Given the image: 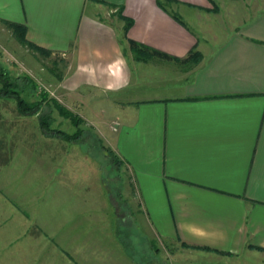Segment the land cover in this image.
<instances>
[{
	"label": "crops",
	"instance_id": "obj_1",
	"mask_svg": "<svg viewBox=\"0 0 264 264\" xmlns=\"http://www.w3.org/2000/svg\"><path fill=\"white\" fill-rule=\"evenodd\" d=\"M6 21L66 60L154 238L182 264H264V0H0ZM130 39L201 58L138 59Z\"/></svg>",
	"mask_w": 264,
	"mask_h": 264
},
{
	"label": "rangeland",
	"instance_id": "obj_2",
	"mask_svg": "<svg viewBox=\"0 0 264 264\" xmlns=\"http://www.w3.org/2000/svg\"><path fill=\"white\" fill-rule=\"evenodd\" d=\"M8 28L0 35V264H117L123 251L132 264H182L181 246L143 222L98 111L84 107L83 94L69 97L66 60ZM5 80L37 111L22 114ZM42 120L66 135L46 132ZM85 192L104 201L102 220Z\"/></svg>",
	"mask_w": 264,
	"mask_h": 264
},
{
	"label": "trees",
	"instance_id": "obj_3",
	"mask_svg": "<svg viewBox=\"0 0 264 264\" xmlns=\"http://www.w3.org/2000/svg\"><path fill=\"white\" fill-rule=\"evenodd\" d=\"M167 1L170 2L171 0H167ZM159 2H160V0H159ZM119 16L121 19H123L125 21L124 32L126 34L128 32V30L130 29V27L133 25V20L129 17H126L125 15H122L121 12H119ZM5 23H6L7 27H9L13 31L14 36L19 40L20 43L27 45L30 48L35 49L39 52L50 54L49 50L44 49L43 47L36 45L35 43L29 41L26 38L27 29L24 25L18 24L15 22H9V21H6ZM129 42H130V45H131L133 52L135 53V55L138 59H148L154 55V56H159V57H163L166 59H176V60H180V61H188L189 60V61H193V62H198L201 58V54L197 50H192L186 58L178 59V58H175V57H173V56H171V55H169L163 51L155 49L151 46L141 44V43L136 42L134 40L130 39ZM11 86L12 85L10 83H7V81L5 80L4 88L6 87V91L4 90L3 92L6 96H12V97L16 98L19 111L24 115L36 112L39 107L35 103L28 102L26 99H24L21 96L19 91L11 89ZM60 109H62V111H64V112H66L67 115H71V113H69L68 111H66L62 107H60ZM42 125H43V128L48 133H52V134H59L60 133V134L66 135L65 133H63V131L50 128L49 123L46 120H42ZM73 138H74L73 135L67 136V139L73 140ZM114 157H115L117 163L119 164L120 160L117 158L116 155H114ZM182 245L184 247H187V248L213 250V249L202 247V246L189 245L187 243H182Z\"/></svg>",
	"mask_w": 264,
	"mask_h": 264
}]
</instances>
